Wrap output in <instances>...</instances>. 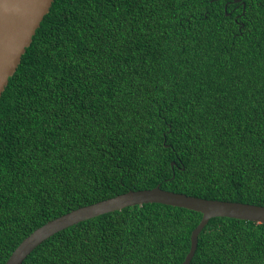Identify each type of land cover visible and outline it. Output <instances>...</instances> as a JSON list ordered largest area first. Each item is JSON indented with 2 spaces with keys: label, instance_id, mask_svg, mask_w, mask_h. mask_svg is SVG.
Wrapping results in <instances>:
<instances>
[{
  "label": "trees",
  "instance_id": "trees-1",
  "mask_svg": "<svg viewBox=\"0 0 264 264\" xmlns=\"http://www.w3.org/2000/svg\"><path fill=\"white\" fill-rule=\"evenodd\" d=\"M243 2L54 0L0 99V264L130 190L264 206V0ZM202 217L126 207L23 264H182ZM190 264H264V224L211 219Z\"/></svg>",
  "mask_w": 264,
  "mask_h": 264
},
{
  "label": "water",
  "instance_id": "water-1",
  "mask_svg": "<svg viewBox=\"0 0 264 264\" xmlns=\"http://www.w3.org/2000/svg\"><path fill=\"white\" fill-rule=\"evenodd\" d=\"M242 2L243 0H231ZM54 0H0V99L9 79L17 71ZM174 165V163H172ZM158 203L202 213L191 234V247L182 264H190L198 248L200 233L213 218H234L264 224V206L208 200L162 189L160 185L144 190H130L115 197L74 209L50 220L26 237L5 264H23L27 257L54 234L88 219L126 207Z\"/></svg>",
  "mask_w": 264,
  "mask_h": 264
}]
</instances>
